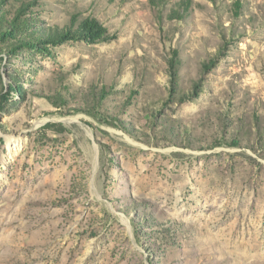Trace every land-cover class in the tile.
Segmentation results:
<instances>
[{"label":"rangeland","instance_id":"374dc122","mask_svg":"<svg viewBox=\"0 0 264 264\" xmlns=\"http://www.w3.org/2000/svg\"><path fill=\"white\" fill-rule=\"evenodd\" d=\"M0 264H264V0H0Z\"/></svg>","mask_w":264,"mask_h":264},{"label":"trees","instance_id":"16d2710c","mask_svg":"<svg viewBox=\"0 0 264 264\" xmlns=\"http://www.w3.org/2000/svg\"><path fill=\"white\" fill-rule=\"evenodd\" d=\"M81 31H83L84 37L93 38L98 36V34L103 33V29L98 27V24L93 21H88L82 25ZM12 35L11 31H8Z\"/></svg>","mask_w":264,"mask_h":264},{"label":"bare ground","instance_id":"6f19581e","mask_svg":"<svg viewBox=\"0 0 264 264\" xmlns=\"http://www.w3.org/2000/svg\"><path fill=\"white\" fill-rule=\"evenodd\" d=\"M41 123H42V121L38 122V124H41Z\"/></svg>","mask_w":264,"mask_h":264}]
</instances>
